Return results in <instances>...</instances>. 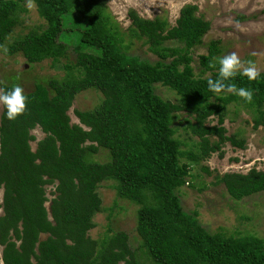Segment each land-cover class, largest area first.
<instances>
[{"label": "trees", "instance_id": "trees-1", "mask_svg": "<svg viewBox=\"0 0 264 264\" xmlns=\"http://www.w3.org/2000/svg\"><path fill=\"white\" fill-rule=\"evenodd\" d=\"M25 2L0 0V50L31 64L50 59L54 65L68 51L75 57L63 64L62 78L36 82L24 92L27 107L15 120L7 118L2 105L3 264H264L262 238L210 231L196 210L183 209L179 197L193 177L192 166L213 174L202 163L211 153L222 155L227 142L245 147L238 133L226 134L229 104L246 108L253 128L264 125V74L249 81L237 72L225 81L251 89V103L232 93L211 92L207 81L218 78L220 48L210 41L207 53L198 57L196 73L192 51L202 44L210 22L196 13L194 4L180 9L174 25L131 9V22L121 30L107 0H35L45 27L7 41L20 23L19 13L26 11ZM133 40H141L157 59L129 54ZM166 41L179 45L169 47ZM158 83L175 100L157 94ZM13 86L0 81L5 90ZM85 90L99 92L100 99L90 108H73L78 122H72L69 110ZM180 112L190 116L184 128L198 138L191 145L175 135L173 122ZM37 127L44 135L33 149L31 131ZM101 150L105 159L97 160ZM214 178L235 200L264 191V169L215 172ZM106 181L117 197L138 205L136 247L126 232L108 224L98 238L88 233L102 209L97 189Z\"/></svg>", "mask_w": 264, "mask_h": 264}, {"label": "rangeland", "instance_id": "rangeland-1", "mask_svg": "<svg viewBox=\"0 0 264 264\" xmlns=\"http://www.w3.org/2000/svg\"><path fill=\"white\" fill-rule=\"evenodd\" d=\"M26 2L24 3L25 7ZM186 4L197 6L196 13L210 22V28L202 38V44L192 51L195 72L200 70L199 55L207 53V45L212 40L218 42L220 57L236 52L241 60L253 61L260 73L264 74V0H107V8L113 17L116 26L125 30L129 24V10L133 9L140 17L166 18L170 25H174L180 9ZM26 8V7H25ZM20 23L14 27L7 41H12L19 35L30 30H41L45 27L44 20L39 16L37 8L19 13ZM69 28V26H65ZM128 40L125 41V44ZM169 47L178 46L176 41H166ZM129 54L138 55L150 61L157 57L147 50L141 40H133L127 49ZM74 54L68 51L66 58H61L56 64L50 59L38 63H28L19 54L7 56L0 50V81L9 84L15 83L24 89V92L33 89L36 82H47L52 77L62 78L63 64L74 60ZM209 74L206 72V75ZM155 92L163 98L175 100V96L167 87L156 84ZM100 99L97 91L85 90L78 93L69 110L72 122H78L73 108L87 109ZM2 105H0V114ZM185 112H180L174 118L177 127L176 136L191 145L198 138L191 135L186 128ZM216 118L211 123H216ZM224 126L227 135L238 133L245 139V147L239 148L227 142L219 151L211 153L203 164L209 166L213 174H207L200 166H192L193 174L189 185L185 184L179 197L183 209L187 212H198V219L210 231L221 230L226 234L243 235L254 234L264 240V191L246 196L240 200L230 198L222 184L215 183L214 173L224 172L246 173L250 168L264 169V125L253 128L252 114L242 105L231 103L227 106ZM36 140L31 142L34 149L36 142L43 137L37 127L31 131ZM105 151H99L97 160L105 159ZM111 181L103 182L97 189L102 201V209L95 214V226L89 230L91 238H98L107 224L113 231H124L128 234L131 247L138 245L139 239L135 231L137 204L117 197L111 186ZM52 185H47L46 192L50 198ZM3 188L0 187V215L3 214ZM48 206V202H46ZM46 234L41 235L44 239ZM0 246V261L1 259Z\"/></svg>", "mask_w": 264, "mask_h": 264}, {"label": "clouds", "instance_id": "clouds-1", "mask_svg": "<svg viewBox=\"0 0 264 264\" xmlns=\"http://www.w3.org/2000/svg\"><path fill=\"white\" fill-rule=\"evenodd\" d=\"M25 7L30 11L36 9L37 5L35 0H26ZM217 60L220 65L218 78L215 80L208 79L207 84L209 90L217 94L222 92L232 93L241 97L246 102L251 103L253 100V92L251 89L238 88L235 84H226L225 81L235 77L237 72L247 77L249 81L256 80L260 76V71L256 64L251 60L247 62L242 61L238 53L234 51L218 57ZM0 105L5 107L7 118L9 120H15L25 112L27 107V97L24 94V89L19 85H15L8 90L0 88ZM0 264H3V261H0Z\"/></svg>", "mask_w": 264, "mask_h": 264}]
</instances>
